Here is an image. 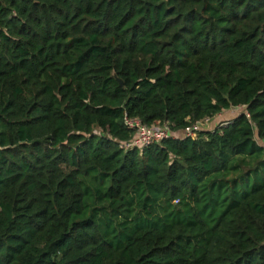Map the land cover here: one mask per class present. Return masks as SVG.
<instances>
[{"label":"trees","instance_id":"trees-1","mask_svg":"<svg viewBox=\"0 0 264 264\" xmlns=\"http://www.w3.org/2000/svg\"><path fill=\"white\" fill-rule=\"evenodd\" d=\"M0 264H264V0H0Z\"/></svg>","mask_w":264,"mask_h":264},{"label":"built area","instance_id":"built-area-1","mask_svg":"<svg viewBox=\"0 0 264 264\" xmlns=\"http://www.w3.org/2000/svg\"><path fill=\"white\" fill-rule=\"evenodd\" d=\"M205 120L203 122H208ZM202 123V122H201ZM200 124V123H199ZM199 124L192 129H188L185 133V137L195 138L200 130ZM126 125L135 132V138L131 142L124 144L122 148H145L173 136L171 130L168 127L147 126L139 119L126 118Z\"/></svg>","mask_w":264,"mask_h":264},{"label":"rangeland","instance_id":"rangeland-1","mask_svg":"<svg viewBox=\"0 0 264 264\" xmlns=\"http://www.w3.org/2000/svg\"><path fill=\"white\" fill-rule=\"evenodd\" d=\"M242 109H232L230 111L224 112L219 117L210 120L208 122H202L199 124V128L201 131H210L216 129L218 126H223L229 123V121L233 120V118L242 113ZM182 136V135H181Z\"/></svg>","mask_w":264,"mask_h":264},{"label":"water","instance_id":"water-1","mask_svg":"<svg viewBox=\"0 0 264 264\" xmlns=\"http://www.w3.org/2000/svg\"><path fill=\"white\" fill-rule=\"evenodd\" d=\"M120 85L123 86V83L120 81Z\"/></svg>","mask_w":264,"mask_h":264},{"label":"crops","instance_id":"crops-1","mask_svg":"<svg viewBox=\"0 0 264 264\" xmlns=\"http://www.w3.org/2000/svg\"><path fill=\"white\" fill-rule=\"evenodd\" d=\"M219 117V116H218Z\"/></svg>","mask_w":264,"mask_h":264}]
</instances>
